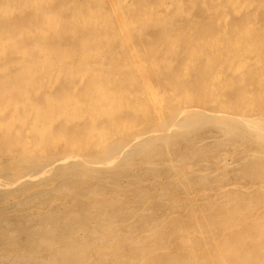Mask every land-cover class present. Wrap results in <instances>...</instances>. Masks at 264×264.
Here are the masks:
<instances>
[{"label":"rangeland","instance_id":"1","mask_svg":"<svg viewBox=\"0 0 264 264\" xmlns=\"http://www.w3.org/2000/svg\"><path fill=\"white\" fill-rule=\"evenodd\" d=\"M253 1L0 0V33L11 37L0 53V109L14 99L23 120L0 136V264H264V146L250 149L236 119L264 123V0ZM150 91L165 112H200L167 144L157 139L120 166L82 172L70 155L154 124ZM86 93L109 103L92 107ZM28 97L40 119L52 114L43 139L26 135ZM211 114L227 118L203 119ZM22 143L68 164L46 178L45 162L20 183L27 169L17 172L13 157Z\"/></svg>","mask_w":264,"mask_h":264},{"label":"bare ground","instance_id":"2","mask_svg":"<svg viewBox=\"0 0 264 264\" xmlns=\"http://www.w3.org/2000/svg\"><path fill=\"white\" fill-rule=\"evenodd\" d=\"M165 1V0H164ZM182 1V0H181ZM249 2L248 3H250V0H248ZM263 1V0H262ZM111 2V1H110ZM252 2H254L253 0H252ZM107 3H109V2H107ZM114 3V2H113ZM181 3V2H180ZM247 3V2H246ZM255 3H257V2H255ZM254 3V4H255ZM112 4V3H111ZM122 4V3H121ZM233 4L234 5H232V6H234L235 8H238V7H241L243 4H242V2H240V1H234L233 2ZM251 4V3H250ZM249 4V5H250ZM105 5V4H104ZM108 5V4H107ZM106 5V6H107ZM123 5V4H122ZM247 5V4H246ZM112 6H113V4H112ZM179 6H180V4H179ZM245 6V5H244ZM253 6V5H252ZM251 6V7H252ZM116 7V5L114 6V8ZM162 7H164V6H162ZM168 7H170V6H168ZM178 7V6H177ZM250 7V6H249ZM109 8V10H112V9H110V7H108ZM113 8V9H114ZM117 8H118V6H117ZM116 8V9H117ZM12 9V8H11ZM115 10V9H114ZM158 10V9H157ZM18 11V10H17ZM113 11V10H112ZM111 11V12H112ZM10 13H11V10L9 11ZM119 12V11H118ZM121 13V12H120ZM156 13H157V15H159V12L158 11H156ZM113 14V13H112ZM117 14V13H116ZM50 16V15H49ZM112 18H113V16H112ZM115 18V17H114ZM119 19H120V17H118ZM227 19V18H226ZM249 19V18H248ZM72 20V19H71ZM115 20V19H114ZM117 20V19H116ZM159 21V20H158ZM254 22V21H253ZM256 22V21H255ZM121 23H123V22H121ZM258 23H259V21H258ZM262 23V22H261ZM107 24V23H106ZM62 25H64V24H62ZM117 25H118V23H117ZM123 25V24H122ZM119 26H120V23H119ZM129 27H130V25H129ZM101 28V27H100ZM131 28V27H130ZM126 29V28H125ZM123 31V30H122ZM243 31V30H242ZM1 32V31H0ZM66 32V31H65ZM118 32V31H117ZM125 32V31H124ZM101 33V32H100ZM122 33V32H121ZM129 33V32H128ZM137 33V32H136ZM139 33V32H138ZM119 34V33H118ZM129 36V35H128ZM245 36V35H244ZM11 37H9L8 35H6L5 33H0V53H3V52H5V51H7L8 49H10L11 48V46L8 44L9 43V39H10ZM47 38V37H46ZM97 38V37H96ZM131 38V37H130ZM17 39V38H16ZM120 39V38H119ZM118 40V39H117ZM125 40V39H124ZM132 40V39H131ZM130 40V41H131ZM119 41V40H118ZM126 41V40H125ZM124 41V42H125ZM133 41V40H132ZM126 43V42H125ZM151 43V42H150ZM82 44H83V42H82ZM85 45V44H84ZM130 45H131V43H130ZM132 46V45H131ZM84 47V46H83ZM264 48V47H263ZM58 49V48H57ZM83 49V48H82ZM137 49V48H136ZM135 49V50H136ZM22 51H24L26 54H25V56H29L28 55V53H27V51H26V49H21ZM28 50V49H27ZM119 50V49H118ZM117 50V51H118ZM138 50V49H137ZM59 51H61V50H59ZM68 52V51H67ZM67 52H64V53H67ZM82 52H83V50H82ZM111 52V51H110ZM109 52V53H110ZM119 52V51H118ZM127 52H130V51H128L127 50ZM132 53H135V52H133V51H131ZM261 53V52H260ZM6 54H8V53H6ZM111 54V53H110ZM131 53H129V55H130ZM3 55V54H2ZM16 55H18V54H16ZM95 55V54H94ZM138 55V54H137ZM10 56V55H9ZM97 56H99V55H97ZM108 56V55H107ZM131 56H135V55H131ZM2 57V56H1ZM84 57H87V56H84ZM137 57H139V56H137ZM10 58V57H9ZM8 58V59H9ZM15 58V57H14ZM28 58V57H27ZM96 58V57H95ZM100 58V57H99ZM137 60H139V59H137ZM258 61V60H257ZM27 62V61H26ZM237 62V61H236ZM242 63H243V61H241ZM115 63V62H114ZM256 63V62H255ZM239 64V63H238ZM247 64V63H246ZM253 64V63H252ZM15 65V64H14ZM19 65V63L16 65V66H18ZM251 65V64H250ZM249 64L247 65V67L248 66H250ZM262 66V65H261ZM251 67V66H250ZM250 67L248 68V69H250ZM256 67H258V66H256ZM129 68V67H128ZM127 68V69H128ZM145 68V67H144ZM237 69H240L241 71H242V69L244 68L243 67V65L242 64H239L237 67H236ZM254 68H255V66H254ZM130 69V68H129ZM245 69V68H244ZM248 69H246V72H247V70ZM116 71V70H115ZM15 72V71H14ZM14 72H10L12 75H15V73ZM84 72H86V73H88V71H86V69H85V71ZM131 72V71H130ZM124 73V72H123ZM30 75L29 76H31V74H34V72L33 73H29ZM39 74V73H38ZM84 74V73H83ZM144 74V73H143ZM16 75H17V73H16ZM242 75V74H241ZM85 77V76H84ZM111 78V77H110ZM29 80V79H28ZM53 80V79H52ZM125 80V79H124ZM33 81V80H32ZM35 81V80H34ZM144 81V80H143ZM55 82H56V79H55ZM81 82V81H80ZM134 83V82H133ZM147 83V82H146ZM153 83V82H152ZM157 83V82H156ZM48 85V84H47ZM54 85V84H53ZM52 85V86H53ZM81 85V84H80ZM149 85V84H148ZM47 88V87H46ZM52 88V87H51ZM75 88H76V86H75ZM150 88V87H149ZM243 88V87H242ZM151 89V88H150ZM153 90H154V88H152ZM50 90V89H49ZM253 90V89H252ZM156 92H157V90H156ZM155 91H150L148 94H147V101L145 102V103H147V102H150V103H152L153 104V110L155 111V113L151 116L152 117V121H153V125L150 127V128H148V129H142V130H138V131H136V132H131L130 130H124L123 132H118L117 134H115L114 136H112L111 138H105V136H103V138L101 139L100 138V140H99V142H97L96 144H93L92 145V147H91V150L90 151H88L87 153H82V152H80V153H76V154H74V155H70V157L71 158H73V159H71L72 161L73 160H75V161H78L80 164H83V165H81V171L82 172H88V171H94V168L95 167H99L100 165H103V164H107V165H111V166H113V165H115V164H118L119 165V163H121L122 161H125L126 159H127V157H129V155H136V152L138 153L139 152V150L140 149H142V148H144V147H147V145H149L150 143H152L153 141H155V140H157V139H159L160 141H162L163 143H165V144H167L168 143V141H170V140H172V139H175V137H176V134H177V132L179 131V129H181V128H184L183 130H185L186 129V127L188 128L189 126H191L190 125V123H192V120H193V117H188V116H186V115H189L191 112L193 113H198V112H200V110H198V109H196V110H190L191 112H189L188 114H187V110H182V111H180V112H165L164 111V109H162V107H161V105L159 104L160 102H159V97H158V95H157V93H156ZM9 92L6 90H4L3 91V93H1V94H3L4 96H7V95H9V97L12 95V94H8ZM94 95V94H93ZM92 95V93H89V94H85V99H88L89 100V104L88 105H94V106H92V107H96V108H101L100 106L102 105H108V103H109V101L108 100H106V101H102V103H100L99 101V99L98 98H95L94 96ZM20 97H22V95L20 96ZM8 98V96L6 97V99ZM32 98H30V97H28L27 99H25L24 101H22L23 103H24V106L26 107V112L25 113H27V114H31V116L29 117V123H28V125L26 126L27 128H26V135L27 136H33V137H35L36 139H43L45 136H47L48 134H49V130H50V127H51V116H52V114H51V116L49 117V119H40L41 118V116H38V111H36L35 112V110L37 109H34L36 106H35V101H34V103H32L31 101H33V99L31 100ZM10 100V99H9ZM72 102V101H71ZM104 102V103H103ZM48 105V104H47ZM147 105H148V103H147ZM1 106H2V108L0 109V136H2V137H5V136H7V134L9 133V135H10V133H12L13 135L14 134H16V133H18V131L17 130H14V129H16V127H18V126H20L22 123H23V120H22V118L20 119V118H17L16 117V113H17V111H18V109H19V103L17 102V101H15L14 99L12 100H10L9 101V104L7 105V106H4L3 104H1ZM148 107V106H147ZM46 108V107H45ZM101 109H104V107H102ZM147 109H149V108H147ZM43 110H44V108H43ZM105 110H107V109H105ZM45 111V110H44ZM43 111V112H44ZM67 111V110H66ZM111 111H113V110H111ZM185 111V112H184ZM40 112V111H39ZM208 112V111H207ZM217 112V111H216ZM221 112V111H220ZM42 113V112H41ZM49 113V112H48ZM245 113V112H244ZM45 113H43V115H44ZM50 114V113H49ZM209 114V113H208ZM40 115V114H39ZM42 115V114H41ZM217 114H211V115H209V116H204L203 117V119H205V120H207V121H210V120H213V121H220V119H222V118H227V116H225V115H218V116H216ZM40 117V118H39ZM236 119H238L237 121H241V122H243L242 120H245L244 121V123H245V125L243 124V126H245V127H243V128H241L240 129V131H239V133L241 132H243V133H245V134H249L250 135V137H247L246 138V142L245 143H247V144H249L250 142L252 143V144H250V145H252V146H250V149H252V147L253 146H257V145H262V146H264V123L263 124H260L261 122L259 121V119H257V118H252V119H247V117L245 116V115H240V117H238V118H236ZM230 120V119H229ZM224 121V120H223ZM250 124H249V123ZM214 123V122H213ZM216 123V122H215ZM256 124V125H258L259 127H257V129H253V128H255V127H253L252 128V125L253 124ZM49 124H50V126H49ZM217 124V123H216ZM261 126H260V125ZM219 125V124H218ZM223 126H224V129L226 130V129H233V128H235V122L234 121H231V122H226V123H224L223 124ZM195 130V129H194ZM188 132V131H187ZM60 133V132H59ZM183 133V132H182ZM181 133V134H182ZM20 136V135H19ZM179 136V135H178ZM18 138V137H17ZM21 138V137H20ZM47 138V137H46ZM237 138V137H236ZM183 140V139H182ZM176 141V140H175ZM27 142V141H26ZM35 143V142H34ZM33 143V144H34ZM37 143V142H36ZM155 143H157V142H155ZM161 143V142H160ZM38 144V143H37ZM158 144V143H157ZM156 144V145H157ZM158 146V145H157ZM36 147H38V146H35V148ZM43 147V146H42ZM162 147V146H161ZM241 147V146H240ZM260 147V146H259ZM40 148V147H39ZM163 148V147H162ZM20 149H21V157L19 158V157H13V160H14V163H15V168L18 170L17 172H19L20 170V168H23L24 170H26V174L24 173V175H26L25 177L27 178H23V181L22 182H20V183H26V181L28 180V179H30V177L32 178L33 176H35V174H37V173H39V172H41L40 171V167L43 165V164H45V162H47L48 164H46L47 165V167H45V168H43V169H45V170H43V172H41V174H43L44 176L46 175H48V173L49 172H51L53 169H55V168H57V167H59V166H62V165H64V164H68V159L69 158H67L68 156H66L65 154V157H56L55 155H53V156H49L48 154H47V149H41V150H37V152L35 153L32 149H33V146H31V145H29L28 143H22L21 144V147H20ZM145 149V148H144ZM249 149V150H250ZM261 149H263V147L261 148ZM140 151H142V150H140ZM252 151H254V150H252ZM251 152V151H250ZM264 153V152H263ZM67 154V153H66ZM140 154V153H139ZM138 154V155H139ZM253 154H255V153H253ZM59 155V154H58ZM11 156V155H10ZM60 156V155H59ZM63 156V155H62ZM146 156V155H145ZM158 156V155H157ZM4 159V158H3ZM3 159H2V161H3ZM128 159H130L131 160V158L129 157ZM127 159V160H128ZM136 159V158H135ZM149 160H152V159H149ZM148 160V161H149ZM141 161V160H140ZM5 162V161H4ZM8 162V161H7ZM21 163L20 165H18L19 163ZM150 162V161H149ZM169 162V161H168ZM10 163V162H9ZM73 163V162H72ZM123 163V162H122ZM146 163H148V162H146ZM145 163V164H146ZM171 163V162H170ZM151 164V163H150ZM2 165V164H1ZM41 165V166H40ZM46 165H43V167L44 166H46ZM152 165H154V163L152 164ZM3 166V165H2ZM11 166V165H10ZM66 166V165H65ZM106 166V165H105ZM104 166V168H106ZM120 166V165H119ZM118 166V167H119ZM138 166V165H137ZM140 166V165H139ZM156 166V165H155ZM109 167V166H108ZM107 167V168H108ZM114 167V166H113ZM170 167V166H169ZM12 168V167H11ZM14 168V170H16ZM100 168H102V167H100ZM177 168V167H176ZM98 169V168H97ZM76 170H78V169H76ZM96 170V169H95ZM98 171V173H96V175L97 174H99V170H97ZM200 171V170H199ZM15 172V171H14ZM62 172V171H61ZM67 172V171H66ZM205 172V171H204ZM204 172H203V174H204ZM21 173V172H20ZM70 173V172H69ZM19 174V173H18ZM90 174H92V173H90ZM100 174H101V172H100ZM110 174V173H109ZM5 175V174H4ZM16 175V174H15ZM38 175V174H37ZM53 175V174H52ZM55 175V174H54ZM65 175V174H64ZM115 175V174H114ZM178 175V174H177ZM2 175H1V173H0V177H1ZM14 176V175H13ZM45 176V177H46ZM82 176H84V175H82ZM93 176V175H92ZM62 177V176H61ZM101 177H102V175H101ZM105 177V176H104ZM103 177V178H104ZM19 178V177H18ZM41 178V177H40ZM47 178V177H46ZM45 178V179H46ZM70 179H71V177H69ZM75 178H76V180L77 179H79V178H81V177H76L75 176ZM97 178V177H96ZM100 178V177H99ZM98 178V179H99ZM106 178V177H105ZM104 178V179H105ZM173 178V177H172ZM3 179V178H2ZM1 179V180H2ZM45 179H41L40 181H42V180H45ZM69 179V180H70ZM7 180V179H6ZM21 180V179H20ZM34 180V179H33ZM37 180H38V178H37ZM65 181H62V182H67L66 181V179H64ZM101 180H103V179H101ZM109 180V179H108ZM18 181V180H17ZM28 181H30V180H28ZM35 181V180H34ZM49 182H50V180H48ZM80 181V180H79ZM92 181H94L95 182V180H92ZM38 182V181H37ZM55 182H56V180H55ZM29 183H31V181L29 182ZM102 183V182H101ZM5 184H6V182H5ZM4 184V185H5ZM34 184V183H33ZM58 184V183H57ZM91 184V183H90ZM111 184V183H110ZM3 185V184H2ZM15 185V184H14ZM45 185V184H44ZM92 185H94V183L92 184ZM5 186H7V185H5ZM24 186H26V185H24ZM32 186V185H31ZM41 186V185H40ZM43 186V185H42ZM23 187V186H22ZM49 187V186H48ZM118 187V186H117ZM117 187H116V189H117ZM263 187V186H262ZM7 188H8V186H7ZM44 188V187H43ZM42 188V189H43ZM89 188V187H88ZM115 188V187H114ZM252 188V187H251ZM261 188V187H260ZM13 189V188H12ZM16 189V188H15ZM36 189V188H35ZM61 189H62V187H61ZM263 189V188H262ZM4 190V189H3ZM11 190V189H10ZM21 190V189H20ZM30 190V189H29ZM37 190H39V189H37ZM87 190V189H86ZM112 190V189H111ZM118 190V189H117ZM248 190H249V188H248ZM251 190V189H250ZM14 191V190H13ZM32 191V190H31ZM35 191V190H34ZM55 191V190H54ZM91 191V190H90ZM0 192H1V189H0ZM10 192V191H9ZM19 192V191H18ZM22 192H23V190H22ZM44 192V191H43ZM58 192V191H57ZM79 192H82V191H79ZM79 192H76L77 194H79ZM28 193V192H27ZM31 193H34V192H31ZM49 193V192H48ZM75 193V194H76ZM85 193V192H84ZM88 193V192H87ZM106 193V192H105ZM112 193V192H111ZM217 193V192H216ZM21 194V193H20ZM60 194V193H59ZM81 194V193H80ZM106 194H108V193H106ZM105 194V195H106ZM15 195V194H14ZM44 195V194H43ZM73 195V194H72ZM83 195H85V194H83ZM109 195V194H108ZM107 195V196H108ZM112 195V194H111ZM114 195V194H113ZM16 196H17V194H16ZM70 196H71V193H70ZM77 196H79V195H77ZM77 196H76V199H77ZM102 196V195H101ZM107 196H105V198L107 197ZM23 197H25V196H23ZM38 197V196H37ZM54 197V196H53ZM61 197V196H60ZM72 197H75V196H72ZM110 197V196H109ZM56 198V197H55ZM71 198V197H70ZM84 197H82V199H83ZM94 198V197H93ZM96 198H97V196H96ZM95 198V199H96ZM98 198H100V197H98ZM104 198V197H103ZM4 199V198H3ZM57 199H59V197L57 198ZM73 199V198H72ZM80 199V198H79ZM79 199H77V200H79ZM85 199V198H84ZM83 199V200H84ZM91 199V198H90ZM169 199V198H168ZM45 200V199H44ZM60 200V199H59ZM74 200V199H73ZM87 200H89L88 198H87ZM122 200V199H121ZM143 200V199H142ZM211 200V199H210ZM3 201V200H2ZM17 201V200H16ZM26 201H28V200H26ZM51 201V200H50ZM90 201L91 200H89V203H90ZM146 201V200H145ZM194 202V201H193ZM73 203H75V202H73ZM63 204V203H62ZM164 204V203H163ZM47 205H49V203L47 204ZM68 205V204H67ZM32 208H34V207H32ZM43 208V207H42ZM61 208V207H60ZM78 208V207H77ZM36 209H38V208H36ZM40 209V208H39ZM76 209V208H75ZM148 209V208H147ZM42 210H44V208L42 209ZM48 210V209H47ZM51 210V209H50ZM145 210V209H144ZM40 211V210H39ZM125 211V210H124ZM123 211V212H124ZM140 211V210H139ZM138 211V212H139ZM146 211V210H145ZM41 213H42V211H41ZM52 213V212H51ZM50 213V214H51ZM125 213H126V211H125ZM20 214H21V212H20ZM31 214V213H30ZM139 214V216L141 215L140 213H138ZM147 214H149V212L147 213ZM43 215V214H42ZM145 215V214H144ZM136 216H137V214H136ZM146 216V215H145ZM169 216H171V215H169ZM1 217V216H0ZM150 217V216H149ZM1 219V218H0ZM85 219V218H84ZM137 218H135V220H136ZM150 219V218H149ZM49 220V219H48ZM115 220V219H114ZM124 220V219H123ZM129 220H131V219H129ZM133 220V219H132ZM144 220V219H143ZM134 221V220H133ZM137 221H138V219H137ZM136 221V222H137ZM117 222H118V220H117ZM125 222H128L127 220L125 221ZM130 222H132V221H130ZM84 223V222H83ZM139 223V222H138ZM94 224V223H93ZM114 224V223H113ZM119 224V223H118ZM141 224H143L142 222H141ZM140 224V225H141ZM152 224V223H151ZM225 224V223H224ZM147 225V224H146ZM42 226V225H41ZM117 226V225H116ZM127 226V225H126ZM142 227H143V225H141ZM76 227V226H75ZM103 227V226H102ZM101 227V228H102ZM133 227V226H132ZM141 227V228H142ZM150 227V226H149ZM148 227V228H149ZM120 228V227H119ZM140 228V227H139ZM140 228V229H141ZM82 229H83V227H82ZM81 229V230H82ZM85 229V228H84ZM90 229V228H89ZM129 229V228H128ZM77 230V229H76ZM117 231H118V228L116 229ZM143 230H145L144 228H143ZM96 231V230H95ZM94 231V232H95ZM98 231V230H97ZM116 231V232H117ZM120 231V230H119ZM136 231H138V230H136ZM141 231V230H140ZM140 231H139V233H138V237H139V235H140ZM146 231V230H145ZM147 231H149V230H147ZM45 232V231H44ZM74 232V231H73ZM84 232V231H83ZM93 232V231H92ZM129 232V231H128ZM114 233V232H113ZM123 233V232H122ZM126 233V232H125ZM124 233V234H125ZM137 233H136V235H137ZM144 233V232H143ZM148 233V232H147ZM146 233V234H147ZM79 234V233H78ZM115 234V233H114ZM133 235L135 234V233H132ZM144 236H145V234H143ZM62 236V235H61ZM60 236V237H61ZM81 236H84V235H81ZM127 236V235H126ZM130 236H131V234H130ZM146 236H148V235H146ZM65 237V236H64ZM132 237V236H131ZM130 237V238H131ZM136 237V236H135ZM101 238H102V236H101ZM133 238V237H132ZM140 238V237H139ZM144 237H142V239H143ZM138 239V238H137ZM127 240V239H126ZM125 240V241H126ZM129 240V239H128ZM136 240V239H135ZM142 241V240H141ZM140 241V242H141ZM50 242V241H49ZM63 242V241H62ZM69 242V241H68ZM103 242V241H102ZM133 242V241H132ZM120 243V242H119ZM124 243V242H123ZM131 243V242H130ZM121 244V243H120ZM37 245V244H36ZM124 245V244H123ZM122 245V246H123ZM43 246V245H42ZM91 246V245H90ZM94 246V245H93ZM116 246V245H115ZM117 246H119V245H117ZM87 247V246H86ZM94 248H95V250H98V249H102V247L100 246V245H98L97 244V246L95 247L94 246ZM93 248V249H94ZM108 248H110V247H108ZM116 248H118V247H116ZM50 249V248H49ZM92 249V248H91ZM92 249V250H93ZM34 250V249H33ZM84 250H85V248H84ZM92 250H89L90 252L92 251ZM106 250V249H105ZM108 250V249H107ZM106 250V251H107ZM113 250V249H112ZM100 251H102V250H100ZM111 251V250H110ZM166 251V250H165ZM41 252V251H40ZM88 252V251H87ZM86 252V253H87ZM89 252V253H90ZM99 252V251H98ZM108 252V251H107ZM106 252V253H107ZM125 252V251H124ZM37 253V252H36ZM101 253V252H100ZM126 253V252H125ZM150 253V252H149ZM13 254V253H12ZM85 254V253H84ZM114 254V253H113ZM119 253H117V255H118ZM155 254V253H154ZM27 255V254H26ZM77 255H79V254H77ZM88 255V254H87ZM86 255V256H87ZM28 256V255H27ZM90 255H88V257H89ZM152 256V255H151ZM120 257V256H119ZM54 258V257H53ZM35 259V258H34ZM78 259V258H77ZM91 259V258H90ZM90 259H88V260H90ZM117 259L118 260H120L118 257H117ZM83 260H84V258H83ZM83 260H81V261H83ZM100 261V260H99ZM98 261V262H99ZM105 261V260H104ZM88 262V261H87ZM80 263V262H79ZM142 263V262H141ZM46 264V263H45ZM88 264V263H87ZM108 264V263H107Z\"/></svg>","mask_w":264,"mask_h":264}]
</instances>
